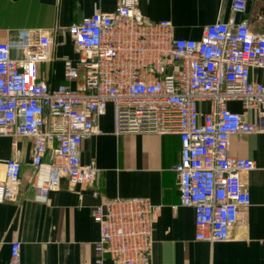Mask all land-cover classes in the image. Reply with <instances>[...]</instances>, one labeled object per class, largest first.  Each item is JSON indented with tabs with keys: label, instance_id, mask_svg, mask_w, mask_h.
Instances as JSON below:
<instances>
[{
	"label": "built area",
	"instance_id": "1",
	"mask_svg": "<svg viewBox=\"0 0 264 264\" xmlns=\"http://www.w3.org/2000/svg\"><path fill=\"white\" fill-rule=\"evenodd\" d=\"M139 0H117L111 12L94 11L71 24L75 61L63 59L64 77L74 86L51 87L39 79L37 64L51 60L52 37L39 29L26 36L14 57L0 41V135L32 140V185L45 200L61 178L86 185L98 196L99 168L81 162L82 139L99 132L98 116L112 110L113 132L179 135V205L194 212L195 238H229L250 203L243 172L250 157L231 155L234 134L264 132V83L251 78L264 67V34L251 32L246 19L217 20L199 39L176 37L169 20L146 21ZM248 0H230L233 14ZM238 100L253 120L229 109ZM207 107L201 110V103ZM21 161L0 157V202L18 198ZM157 206L146 198H100L92 210L99 236L95 264H151V231ZM13 240L7 264H20Z\"/></svg>",
	"mask_w": 264,
	"mask_h": 264
},
{
	"label": "crops",
	"instance_id": "2",
	"mask_svg": "<svg viewBox=\"0 0 264 264\" xmlns=\"http://www.w3.org/2000/svg\"><path fill=\"white\" fill-rule=\"evenodd\" d=\"M117 0H0V41L11 44L17 57L26 36L39 29L53 39L51 60L37 64L39 79L51 87L74 86L64 77L63 59L77 54L66 32L94 11L111 12ZM137 10L146 21L169 20L176 37L199 39L205 26L233 16L246 19L254 34H264V0H248L233 14L230 0H139ZM251 78L264 83V67H252ZM207 107L201 103V110ZM229 109L253 120L255 113L238 100ZM99 132L80 144L81 162L93 159L98 168V196L86 185L71 186L61 178L45 200L35 198L32 185V140L0 135V157L21 161L18 198L0 202V264H7L10 245L20 242V264H95L94 243L99 236L92 210L100 198L143 197L157 206L151 231V264H264V132L234 134L229 153L250 157L255 167L243 172L250 203L229 238L209 242L195 238L194 212L179 205L175 164L180 158L177 133L113 132L112 110L98 116ZM103 264H112L103 256Z\"/></svg>",
	"mask_w": 264,
	"mask_h": 264
}]
</instances>
